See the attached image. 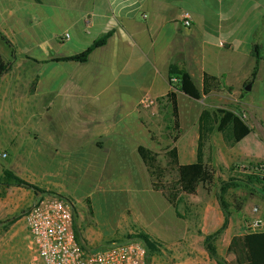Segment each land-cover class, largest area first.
Returning a JSON list of instances; mask_svg holds the SVG:
<instances>
[{"label":"crops","instance_id":"crops-1","mask_svg":"<svg viewBox=\"0 0 264 264\" xmlns=\"http://www.w3.org/2000/svg\"><path fill=\"white\" fill-rule=\"evenodd\" d=\"M184 11L191 16L189 27L180 21ZM105 35L86 62L53 61L80 54ZM0 57V228L11 233L0 235V264H42L24 234L25 215L40 194L5 185V172L57 196L69 194L64 175H109L108 184L97 185L101 197L122 185L128 189L118 192L128 197L122 211L150 196L158 207H149L152 220H176L174 209L159 208L149 191L137 149L175 147L180 162V147L193 144L196 162L203 108L231 111L249 128L231 148L214 132L207 148L217 173L243 171L250 182L258 176L255 192L227 205L226 213L216 202L186 206L185 227L169 228V234L185 236L190 264H216L204 249L206 236L220 232L213 237L216 253L234 263L227 250L234 237L247 233L246 224L259 219L258 232H264L263 185L254 169L264 164V0H0ZM170 65L183 69L199 89L204 74L216 77L220 87L199 100L175 92L180 133L162 146L155 129L164 124L165 132L171 130ZM144 100L151 101L148 108ZM186 171L180 165L181 178ZM133 182L142 184L145 197L133 195Z\"/></svg>","mask_w":264,"mask_h":264},{"label":"rangeland","instance_id":"rangeland-1","mask_svg":"<svg viewBox=\"0 0 264 264\" xmlns=\"http://www.w3.org/2000/svg\"><path fill=\"white\" fill-rule=\"evenodd\" d=\"M162 120L165 121L166 118L162 116ZM170 127V133L165 132L164 124H162V128L159 131L155 129V133L161 137V145L170 144L171 137L176 134L172 129V117L170 119ZM165 133H167L168 136L163 137V134L165 135ZM179 133L176 134L177 137L179 136ZM147 142L148 141H146V143ZM163 148L164 147L158 149V161L161 166L166 165ZM180 148V165L183 169L186 168L187 171L183 172V176L181 178L182 203L179 206V210L183 218L177 217V219L174 221H168L167 217L165 216V222L160 223L159 220H152L149 217L150 206H153L152 209L158 210V207L152 204L150 196L143 199L142 206L134 207V205L130 204V209L128 211H122L121 206H126V202H122V200L126 201L128 199V197L118 193L119 191H128V189L122 185L121 187L114 188L117 192H108L106 196L101 197L100 194L97 193V185L108 184V182L111 181L109 178H107L109 175H105L106 177H103V175H75V180L70 179L68 175H64V185L66 187V191L69 192V194H61L58 197H61L62 200L72 203V229L77 243L85 248L93 249L102 247L112 240L125 241L130 237L144 234L147 235L155 245V249L152 252H149L148 249H146V264H190L191 261L185 259V254L183 251L185 236H170L168 231L169 228L173 230H182L185 227L184 220L187 211L186 206L200 203V201L205 203H218L217 193L219 192L221 183L236 184V186L228 185L227 192L223 196L226 206L231 205L232 202L241 201L242 198H247L250 193L255 192V185L252 183L253 178H251V182L248 181L249 174H245L243 171L234 175H227V173H217L218 167L216 165L215 159L213 162H210V160V164L206 162L203 166H198L195 162V146L193 144H187L185 147ZM214 150H216L215 147ZM208 155L209 157L211 156L210 150H206L205 152L206 158ZM45 167H47V165H45ZM190 167H193V169ZM35 176L40 178L42 175ZM51 176L56 177L57 175H48V177ZM118 176L119 175H117V178ZM168 178L169 177H167V179ZM148 181L151 188L149 191H152L151 193L154 192L153 194L155 197L157 196L159 198V200H157L160 201L158 205L159 208H162L163 205L168 204L161 192L154 191L152 189L149 176ZM115 183L116 181H114V184ZM35 187L41 191L37 193L33 191L35 194H40L39 198L45 196H57L50 194V192L44 191L41 186ZM141 187V183L138 185L137 182H133V188L131 191L134 196H146ZM191 193L193 195H191ZM88 203H90V208L92 211L91 213L88 210ZM122 203H124V205ZM167 215L170 216V213L168 212ZM262 230L263 228H260L257 230V232ZM244 232L248 233L249 231L247 228H245ZM24 234L27 237V232ZM0 235L9 236L11 233L8 232L7 227L2 226V228H0ZM82 235L88 237V241L91 242V244L82 242V239L84 238H82ZM26 241L27 246L30 248L29 250L34 252V250L31 248L28 238ZM4 246L5 245L2 244V250H5L3 249ZM176 247L178 248L177 250H175ZM229 264L234 263L231 261Z\"/></svg>","mask_w":264,"mask_h":264},{"label":"trees","instance_id":"trees-1","mask_svg":"<svg viewBox=\"0 0 264 264\" xmlns=\"http://www.w3.org/2000/svg\"><path fill=\"white\" fill-rule=\"evenodd\" d=\"M108 35L103 36L93 43V45L86 51L66 58H55L53 61H75L79 63L86 62L90 52L97 47L102 46ZM7 44H9L6 41ZM256 60H259L258 48L255 47L253 51ZM5 65L0 57V75L4 72ZM170 77L171 91L166 96L168 103L171 106L172 129L177 134L180 132L179 119L176 105L175 92L179 91L194 100H199L203 96L211 92L219 90L220 84L216 77L207 74L203 75L202 86L197 88L193 83L191 77L181 68L170 65L168 68ZM217 132L220 134L222 142L227 148L233 147L236 143L246 137L250 130L239 116L231 111L224 109H208L203 108L199 114L197 122V145H196V164L201 165L205 161L209 162L210 157L205 158V152L208 151V143L211 135ZM174 136L173 140L175 141ZM138 155L143 161L148 176L150 178L151 187L154 191H159L174 209L176 216L183 218L179 211V206L182 203V180L180 176V162L178 151L175 147L164 150L166 165L161 166L158 157L159 153L152 151L146 147L139 146ZM167 177H169L167 179ZM258 179V176H251ZM4 184L22 187L34 192H41L35 186L27 183L26 181L12 175L9 172L4 173ZM262 183V190L264 193V179H260ZM228 185L236 186V184L221 183L219 192L217 193L218 203L223 211L226 213V204L223 196L227 192ZM239 208V207H237ZM88 210L91 213L90 203H88ZM9 222V221H8ZM216 233L212 236H206L204 239V249L208 255L216 262V264H229L223 258H220L213 246V237L219 234ZM138 240L143 243L149 252L154 251L155 245L147 235L139 234L135 237H130L128 240ZM107 244V243H106ZM235 256L234 264H264V232H248L238 237H234L227 250Z\"/></svg>","mask_w":264,"mask_h":264},{"label":"built area","instance_id":"built-area-1","mask_svg":"<svg viewBox=\"0 0 264 264\" xmlns=\"http://www.w3.org/2000/svg\"><path fill=\"white\" fill-rule=\"evenodd\" d=\"M183 27L191 25V16L184 11L180 15ZM144 108L151 101L141 102ZM255 173L264 179V164H257ZM27 236L42 264H146V248L142 242L132 239L112 240L93 249L79 245L72 229V203L58 196L40 198L26 213ZM262 227L259 219L246 224L249 232Z\"/></svg>","mask_w":264,"mask_h":264},{"label":"water","instance_id":"water-1","mask_svg":"<svg viewBox=\"0 0 264 264\" xmlns=\"http://www.w3.org/2000/svg\"><path fill=\"white\" fill-rule=\"evenodd\" d=\"M250 89V85L248 84L246 87H245V90L248 91Z\"/></svg>","mask_w":264,"mask_h":264}]
</instances>
